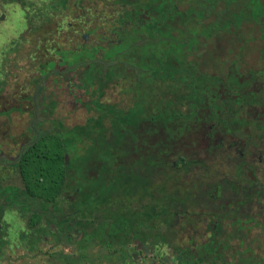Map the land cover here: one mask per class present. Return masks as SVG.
Returning a JSON list of instances; mask_svg holds the SVG:
<instances>
[{
	"label": "trees",
	"instance_id": "obj_1",
	"mask_svg": "<svg viewBox=\"0 0 264 264\" xmlns=\"http://www.w3.org/2000/svg\"><path fill=\"white\" fill-rule=\"evenodd\" d=\"M17 7L24 12L26 29L13 33L8 27L12 22L11 11ZM104 8L114 13L110 19L117 17L115 26L120 28L117 39L121 43L110 47H92L94 41L90 46L83 41L79 43L85 32L98 34L103 19L99 16ZM92 10H95L93 15ZM81 15L95 18L94 27L86 31V23L78 21ZM69 18L72 21L66 26ZM62 29L68 30L70 40L61 42L63 37L57 40ZM8 33L14 34L13 38L6 39ZM22 46L33 71L30 84L38 85L44 76L55 75L50 70L54 67L50 58L55 55L62 56V69L83 73L79 82L81 88L91 91L89 110L95 112L90 119L94 122L93 131L96 125L99 127L96 134L93 132V145H89L91 161L87 164L89 160L85 157L79 159L82 168L93 167L94 171L89 184L79 182L80 255L61 253L52 256L56 262L93 263L96 258L93 250L99 246L108 251L105 258L109 262L134 264L137 243H142L165 259L168 257L165 249L175 251L174 256L160 260V264H264L261 255L250 253L247 260L245 251L252 250L245 239L233 244L230 236L217 239L214 234L206 243L197 245L196 253L183 248L178 239L185 226L197 218L223 215L215 204L220 197L229 200L233 193L251 190L255 195L262 193L259 175L263 172H255L258 166L245 169V158L239 160L238 172L248 187L233 181L232 170L220 176L219 168L210 162L217 161L214 155L219 146L215 140L218 136L229 144L235 143L230 139L234 136H243L239 138L242 142L264 136V0H0V85H5L0 91L7 86L4 81L10 76V71L3 69L11 55H19L20 52H14ZM134 51L138 52L137 59L127 63L124 56ZM43 57L45 63L40 62ZM137 64L138 73H142L137 82L146 83L143 71L154 70L159 78L154 72L153 75L162 85L156 90L162 98L160 109L148 118L143 105L136 100L137 94L133 90L128 93V78L121 79L118 75L122 65L135 68ZM36 72L41 76H35ZM147 88L153 89V84ZM147 88L139 91L146 92ZM115 89L121 90L120 96L129 97L126 109L120 108L119 103L105 102L109 91ZM212 92L214 98L209 102ZM170 104L177 107L174 113L163 110ZM150 106L154 108V104ZM30 114L35 119V106ZM198 120L208 124L197 127L185 123ZM158 122H161L159 127ZM67 132L70 138L71 131ZM38 133L39 139L25 152L18 166L28 194L34 199L45 195L48 208V201L54 203L60 194L71 192L70 169L75 162L65 156L70 151L71 139L66 141L61 133L55 135L43 128ZM198 133L200 137H196ZM55 136L62 143L55 141ZM180 136H184L183 141ZM186 137L196 139L186 140ZM45 141L64 150L52 155L50 149L40 153L37 148ZM171 151L177 152V156ZM203 151L208 155L202 159L194 155ZM27 165L32 168H26ZM80 175L84 179L88 176L86 172ZM140 188L142 199L148 202L137 209L132 205L133 196ZM230 207L228 204L227 208ZM230 210L225 215L232 212L235 216ZM42 216L32 215L35 235L43 230ZM237 225L238 228L232 223L226 232H241V222ZM220 226L217 231L221 230ZM70 230L71 219L66 217L62 219V242L68 245L76 242ZM23 240L31 249L39 243L38 239ZM6 243L0 238V260ZM232 248H236L234 255L227 254Z\"/></svg>",
	"mask_w": 264,
	"mask_h": 264
},
{
	"label": "flooded vegetation",
	"instance_id": "obj_2",
	"mask_svg": "<svg viewBox=\"0 0 264 264\" xmlns=\"http://www.w3.org/2000/svg\"><path fill=\"white\" fill-rule=\"evenodd\" d=\"M101 10L103 12L99 17H102L103 19L102 23L98 25V34L94 35L90 32H85L81 36V41L90 46V42L94 39V45H92V47H110L111 45L120 44L121 41L117 39L120 28L115 26L117 17L110 19L109 16H114V13L109 8ZM121 11L122 10H120V12ZM93 14H95V10H92V15ZM78 21L79 24L85 22L86 26H84V29L88 31L89 28L94 27L95 18H88L87 16L81 15L79 16ZM86 35H88V38H86ZM72 45V47H75L74 44ZM9 58L10 61L6 64L8 69L12 68L14 63V58L11 56ZM50 60V62L54 64V67L50 70L53 71L55 75L44 76L42 82L36 85V87L31 86L30 88L31 84L29 80L31 79L24 80L26 83H23V86L21 87L18 86L15 95L12 97L10 95L4 102H2L4 100L3 93L6 91V87L3 91H0V138L15 131V126L20 128L22 123L27 122L28 120L26 121L24 118L26 116H31L30 111L34 106L35 115L37 112L35 119H29L31 127H29V129H21V138L23 139L19 144L14 142L7 143V141H4L5 143H0V166H2L0 168V238L7 241L6 245L2 248V253L3 255L6 254V256L10 251L11 254H14V251H20L18 252V255L28 257L49 256V258H53L52 256L61 253L76 257L79 251L78 241L80 236L78 235V223L81 220L79 209L82 207V201L79 194V184H77V180L78 177L80 178V174L84 172H86L88 176L84 180L81 178L80 182L87 181L88 183L91 178L94 177L93 167H90V169L82 168L79 159L85 157L89 160L87 164L91 161V152H88L89 145H93L94 122L90 119L94 116L95 112L89 110V105L92 101L90 95L91 91L81 88L82 84L79 82V80L82 79L83 73L62 69L60 64L62 56L55 55L53 58H50ZM40 62H46L44 57ZM10 74L12 75L11 72ZM35 74V76H41L38 72ZM58 74L61 76L58 77ZM14 84L15 83L12 85ZM2 86L4 87V85H0V88ZM120 92L121 90L117 91V94H115L119 95L116 97L117 101L111 104L119 103L120 108L126 109L127 104L129 105V103L126 102L125 96H120ZM31 95L32 99L29 98ZM44 99L45 102L43 103ZM108 99L109 97L105 102H108ZM12 100L14 101L10 102ZM51 102H55L56 108L51 112L46 109L45 113L47 116L53 117L54 122L52 124H62L63 122V127L71 131L72 134L70 137L72 138L70 144L72 158L69 154H66L65 156L67 159L70 158L75 162L73 167L75 170L72 174L76 181L75 184L72 185L71 192L67 193V195L60 194L56 200H54V203L48 201L49 207L47 208L45 195L41 194L39 199H34V196L28 194V187L18 163L24 156L25 152L33 146L40 137L35 125L40 122L46 130H50V128L53 127L47 119L41 116L39 110L41 104H44V108H47L48 104ZM91 106L94 108L92 103ZM3 108L9 110L6 116H1V111L4 110ZM105 123L108 126L110 125L108 120H105ZM23 126L26 127V125ZM31 129H33V132H31ZM240 137H231L230 139L235 141L233 144H229V141L222 142L223 137L221 136L216 137L215 140L219 142V146L215 153L216 155H214L217 156V161H211L210 163H214V165L219 168L220 176L223 173H229L232 170L233 181H236L237 185L241 184L244 187H248V183L243 182V179L238 172L240 170L238 167L239 160L245 158L246 162L244 165L247 166L244 167L245 169L250 170L253 166H258L255 172H263V174L259 175V178L263 183L261 186L262 193L255 195L252 193V190L250 193L236 192L233 193L231 196L232 199L229 200H222L219 196L220 198L215 201V204L219 208L218 212L220 214L224 213L223 215L218 217L197 218L193 224L185 226L184 230L178 236V239L181 240L180 242L183 244V248H188V250L190 249V251L194 253L197 251V245L206 243L215 234L217 239L230 236L229 238L232 239L233 244H238L239 239H245L247 247L252 250V252L249 253L264 257V136H257L255 138L253 136L251 138L252 141L250 138H247V142H242L239 139ZM189 154L191 155L190 152ZM189 154H187V156H189ZM194 155H198L202 159L208 154L203 151L201 153L196 152ZM13 166H17L18 172H5L4 168H10ZM220 187L224 188L222 185ZM155 189L157 188H153L155 194H157ZM245 196L247 197L246 200H244ZM133 199H135V201L132 205L137 209H141L142 205L148 202V199H142L141 188L139 189L138 194L133 196ZM137 199L140 201L137 202ZM31 203H33V205H31ZM228 204L231 205L230 209L236 213L235 216H232V212L225 215V212L231 211L227 208ZM22 205L26 206V208H23ZM242 208L244 210H242ZM36 214L43 215L40 225L43 230L39 235H35L32 232L33 228L31 226L33 219L32 215ZM66 217H70L71 219L70 232L71 236L75 237L76 241L70 245L62 242L64 237L62 233V219ZM238 222H241L242 224L241 232H226V230L231 227L230 225L232 223H236V227L238 228ZM210 225H212L213 230H210ZM219 226L221 227V230L217 231ZM25 238H29V240L38 239L39 243L37 248L31 249V246H29L27 241L23 240ZM59 239L61 240L60 242H58ZM97 247L99 248V246ZM236 248L229 249L226 253L234 255V250ZM67 249H70V251L68 252ZM220 250L225 252L222 248H220ZM240 250L244 251L243 249ZM240 250L237 251L240 252ZM102 251L104 250L99 248V252H101L100 255L105 258L108 251H106L105 254H103ZM164 251L168 257L175 255V251L171 248H167ZM134 254L136 256L134 264H160V260H168V257H166L167 259L160 257L157 254V250L149 245H143L142 243H137ZM53 259H50L52 264H59ZM102 259L95 258L93 264L100 262Z\"/></svg>",
	"mask_w": 264,
	"mask_h": 264
},
{
	"label": "rangeland",
	"instance_id": "obj_3",
	"mask_svg": "<svg viewBox=\"0 0 264 264\" xmlns=\"http://www.w3.org/2000/svg\"><path fill=\"white\" fill-rule=\"evenodd\" d=\"M15 9V11H11L12 12V15H11V17H12V22H11V27L9 26L8 27V29L11 31V32H13V33H15V32H22L23 30L25 31V29H26V22H25V18L23 17V15H24V12L22 11V9H20V8H14ZM5 18L3 19V21H5L7 18H6V16H4ZM71 21L72 20H70V18H69V20H68V22L66 23V26H68V24L69 23H71ZM62 33H61V35H59L58 36V38H57V40L59 41L60 39H61V37H63L62 39H61V42H66V41H68V40H70L71 39V35H69L68 34V30H63L62 29ZM13 36H14V34L13 35H9V33L6 35V39L7 38H10V37H12L13 38ZM68 36V37H67ZM70 36V37H69ZM75 36H76V34H75ZM53 38V37H52ZM79 41V43L81 42V40H78ZM93 41V40H92ZM31 47H29V49H30ZM24 47L22 46V47H20L17 51H15L14 53H19V55L18 56H16V55H11V57H13L14 58V63H13V67L12 68H10V69H8V67L6 66L3 70L4 71H9L10 70V72L12 73V75L10 76V78L8 79V81L7 80H5L4 82H7V86H6V91L3 93V97H4V100L2 101V102H4L5 100H6V98L7 97H9L10 95H11V97L13 96V95H15V93H16V91H17V87L19 86V87H21V86H23V83H26L24 80H27V79H32L31 77H32V72L33 71H31L30 70V66H31V64H30V58H29V56H26V55H24ZM26 50H28V46H26ZM30 51H31V49H30ZM138 52L137 51H134V52H130V53H127L125 56H124V60L127 62V63H130V62H132V61H134L135 59H137V54ZM69 60V59H68ZM70 61V60H69ZM140 67V65L139 64H137L136 66H135V68L137 69V71L135 70V68H133V67H130L129 65H122V67H121V69H120V74L118 73V75H119V77L121 76V79L122 78H124V77H126V78H128V81H127V83H129V85H128V89L129 90H127L128 91V93L130 92L131 93V91L133 90V92H135L137 95L135 96L136 97V100L138 101L139 100V102L138 103H140V105H143V109H145V111H144V114H146V117L148 118V117H152V116H155L157 113L156 112H158L157 110H159L160 108H159V106H160V103H161V101H162V98H160V95H159V93H156V90L158 91V89H161V87H162V85L160 84V83H158V81H159V76H158V74L156 73V71H154V70H149L147 73H145V71H143V80H146V83H144L143 81H141V83L140 82H137L138 81V78L140 77V75L142 74V73H138V69H140L139 68ZM2 70V71H3ZM142 72V71H141ZM153 72L156 74V76H158V78L156 77V76H154L153 75ZM139 74V75H138ZM138 75V76H137ZM156 77V78H154V77ZM13 83H15L14 85H12ZM34 82H31V84H32V86L33 87H36V85L37 84H33ZM151 84H153V89H150V88H147L148 86H150ZM5 86V85H4ZM147 86V87H146ZM15 88V89H14ZM30 88H31V85H30ZM138 89V91H137V89ZM143 88H147V90H146V92H142V91H139L140 89H143ZM131 89V90H130ZM155 91V92H154ZM114 92V93H113ZM125 92V91H124ZM160 92V91H159ZM213 93L214 92H212V93H210L209 94V96H208V101L210 102V101H212V99L214 98V95H213ZM110 94V96H107V97H109V99H108V102L109 103H114L115 101H117V99H116V97H117V95H115V94H117V90L115 89V91H112V92H110L109 93ZM129 97L128 96H125V99H128ZM53 100V99H52ZM171 100L172 99H170V101L169 102H171ZM14 100H12V101H10V102H13ZM54 101V100H53ZM145 103H147V106H145ZM166 103V102H165ZM48 104V103H47ZM150 104L152 105V104H154V108H152V106H150ZM152 109H151V108ZM56 108V104L55 103H49L48 104V107L47 108H44V104L42 105L41 104V106H40V108H39V110H40V112H41V116L43 117V118H45V119H47V121L49 122V123H53L54 122V119H53V117H51V116H47V114L45 113V110L47 109V110H49L50 112L51 111H53L54 109ZM139 108V107H138ZM177 107L175 106H173V104H170L167 108H164L163 109V107H162V109L163 110H165V111H167V112H170V113H174V110L176 109ZM254 108V107H253ZM4 110L3 111H1V116H6V114H8V111L9 110H7V108H3ZM143 109H141L142 110V112H143ZM205 109V108H204ZM162 111V110H161ZM45 115V116H44ZM64 115V114H63ZM203 115L205 116V112L203 113ZM15 118V117H14ZM17 119V118H16ZM15 119V120H16ZM29 119H31V116H26L25 118H24V120H28L27 122H24V123H22L21 124V127L19 128V127H17V126H15V128H14V130L15 131H13V132H11L10 134H6L4 137H2V138H0V143H5L4 141H7V143H12V142H14V143H17V144H19V142L23 139V138H21V129H29V127H31L30 126V120ZM186 122H190V125L191 124H194L195 126H197L198 127V125H201V126H204V125H207L208 123L206 122V121H202V120H198V121H185V123ZM147 123H145V125H146ZM159 124H161V122L159 123L158 122V127L160 126ZM175 123H173V125H174ZM23 125H26V127H24ZM53 125V127H51L50 128V130H49V132L50 133H53V134H55V135H57V134H59V133H61V135H63L64 137H62V138H65L66 139V141H69V139H71L72 140V138H69V136H68V132H67V129L65 128V127H63V122H62V124L60 123V124H57V123H54V124H52ZM155 125H157V123L155 122ZM35 127L37 128V130L38 131H41V129H42V127H43V125H42V123H40V122H38V124H36L35 125ZM63 127V128H62ZM153 127H154V123H153ZM62 128V129H61ZM98 129H99V127H98V125H96V131L94 130L93 132H95V134H96V132H98ZM43 130L44 131H46V129L43 127ZM27 131V130H26ZM29 131V130H28ZM30 132V131H29ZM92 132V131H91ZM192 132H196L195 130H193ZM27 133V132H26ZM191 133V132H190ZM190 133H189V135H190ZM31 135H32V133H31ZM71 133H70V137H71ZM188 135V136H189ZM199 136V133H198V135L196 136V137H198ZM200 137V136H199ZM180 140H182L183 141V138H184V136L182 137V136H180ZM154 139V138H153ZM166 139H169L170 140V137H166ZM194 139H196L195 137H192V138H190V137H186V140H194ZM202 139V138H201ZM54 140L55 141H57V140H59L58 139V136H55V138H54ZM78 140V139H77ZM174 140V139H173ZM197 140H198V138H197ZM54 141V142H55ZM60 142H61V140H59ZM94 141V140H93ZM48 143H49V141H45V143L43 144V145H39L38 146V151L40 152V153H43L42 151L43 150H45V149H50L51 150V152H50V155H52V152H55V151H61V153H62V151L64 150L62 147L61 148H59V147H56L55 148V146H52L51 147V145H48ZM62 143V142H61ZM204 143V142H203ZM44 147H46V148H44ZM172 153H174L173 155H174V157H176L177 155V152H174V151H171ZM69 155H70V157L72 158V153H71V148H70V151H69V153H68ZM85 156H87V155H85ZM2 166H0V168H1ZM29 167V168H28ZM26 168H28V169H31L32 167H30V165H27L26 166ZM45 168H48V167H46L45 166ZM5 169V172L6 173H15V172H18V169H17V166H13V167H10V168H4ZM75 170V168H71L70 169V179L73 181V182H71V185H74L75 184V177H74V175L72 174L73 173V171ZM57 173H58V170H57ZM73 175V176H72ZM83 176H84V174H83ZM81 175H80V178L78 177V180H77V184H79V182H80V180H81ZM82 180H84V178H82ZM201 209V208H200ZM12 247V246H11ZM67 251L69 252L70 251V249H67ZM18 252H20V251H14V254H11V251L9 252V254L6 256V254L5 255H3V257H2V259L0 260V264H52L51 262H50V259H53V258H49V256H46V257H41V256H35V257H28V256H23V255H18ZM80 251H78V255H80V253H79ZM93 253H95L96 254V258L98 259V258H100V259H102L104 256H101L100 255V253L101 252H99V248L96 246L95 248H94V250H93ZM102 253L103 254H105L106 253V251H102ZM245 254H246V256L245 257H247L248 259L247 260H250V253L249 252H247V251H245ZM115 259V258H114ZM54 260V259H53ZM80 263H81V260H78ZM78 261H77V263H78ZM84 264H93L92 262H85ZM95 264H114L113 262H109L108 261V259L107 258H103L100 262H98V263H95Z\"/></svg>",
	"mask_w": 264,
	"mask_h": 264
},
{
	"label": "water",
	"instance_id": "obj_4",
	"mask_svg": "<svg viewBox=\"0 0 264 264\" xmlns=\"http://www.w3.org/2000/svg\"><path fill=\"white\" fill-rule=\"evenodd\" d=\"M86 38H88V35H86Z\"/></svg>",
	"mask_w": 264,
	"mask_h": 264
}]
</instances>
